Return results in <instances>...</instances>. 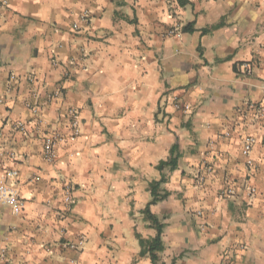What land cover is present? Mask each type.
I'll use <instances>...</instances> for the list:
<instances>
[{
	"label": "crops",
	"instance_id": "0c3cea01",
	"mask_svg": "<svg viewBox=\"0 0 264 264\" xmlns=\"http://www.w3.org/2000/svg\"><path fill=\"white\" fill-rule=\"evenodd\" d=\"M262 108L264 0H0V177L16 169L26 202L0 203V264H153L142 211L174 145L151 207L164 263L264 264Z\"/></svg>",
	"mask_w": 264,
	"mask_h": 264
},
{
	"label": "built area",
	"instance_id": "2783aa9c",
	"mask_svg": "<svg viewBox=\"0 0 264 264\" xmlns=\"http://www.w3.org/2000/svg\"><path fill=\"white\" fill-rule=\"evenodd\" d=\"M2 4L7 6L8 0H2ZM81 20H87L86 14L81 16ZM72 28L75 31H79L81 29L78 23H74ZM242 68L245 71L249 72L253 69V65L250 62L244 63L242 65ZM29 80L31 81L32 77ZM27 106L30 109L32 108L33 111L37 110L36 105L29 104ZM173 106L175 109L184 111V113L190 112L192 109L190 104L181 101L177 97H175V99L173 100ZM251 106H255V105H251ZM259 112L260 114H264V108L259 110ZM71 122L73 124L74 133L77 135L79 133V121H78V116L73 111H71ZM17 127L22 130L24 129L25 124L19 121L17 123ZM59 140H61V137L58 134L48 135L44 138V156L51 163L55 162L58 159L56 144L58 143ZM254 142L255 140L253 136H247L244 140L243 154L248 158L247 164L250 166L254 165V162L252 158L250 157V152L253 148ZM11 157L14 159L15 155L12 154ZM18 174L19 172L16 169H10L1 175L0 177V203L11 207L15 213L20 214L24 211L26 202L24 198L21 196L20 189L17 183L10 181L11 179H16L18 177ZM199 180L201 181L203 180V178L201 177ZM224 192L229 194L231 192L233 193L234 190L232 187H227L224 190ZM248 192L252 196L256 193V188L254 186H249ZM73 193H74L73 187H71V185H67V187L64 189V202L67 208L71 207V204L73 202ZM84 242L85 241L81 238L77 242L69 244V246L75 250H79L83 247ZM6 254H7V249L5 247H2L0 249V261H5Z\"/></svg>",
	"mask_w": 264,
	"mask_h": 264
},
{
	"label": "trees",
	"instance_id": "16d2710c",
	"mask_svg": "<svg viewBox=\"0 0 264 264\" xmlns=\"http://www.w3.org/2000/svg\"><path fill=\"white\" fill-rule=\"evenodd\" d=\"M183 30L194 31V24L188 23L184 25ZM208 31L209 30L207 29L203 30L204 33ZM176 151H178V147L177 145H174L171 150L170 156L166 160H162L157 165V168L162 172V174L159 179H154L150 182L149 189L151 191L152 198L142 211L144 220L150 223L148 226L153 228L156 231V234L154 237H151L149 239L142 238L140 234H138V238L140 240L142 248L141 255L148 254L153 264H165L161 261L160 254L165 249L163 242V233L166 225L160 217L153 213L151 207L169 196V192L163 191L162 189V184L165 182V174H163V171L168 167L170 169H174L177 167L179 153H176Z\"/></svg>",
	"mask_w": 264,
	"mask_h": 264
},
{
	"label": "rangeland",
	"instance_id": "374dc122",
	"mask_svg": "<svg viewBox=\"0 0 264 264\" xmlns=\"http://www.w3.org/2000/svg\"><path fill=\"white\" fill-rule=\"evenodd\" d=\"M149 228H151V227H149ZM160 259H161L162 262H164V260L162 259V254H160Z\"/></svg>",
	"mask_w": 264,
	"mask_h": 264
}]
</instances>
